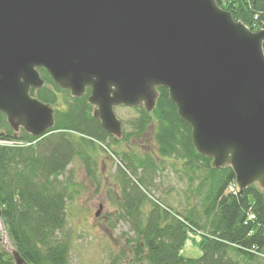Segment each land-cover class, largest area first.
I'll return each instance as SVG.
<instances>
[{"label":"water","instance_id":"obj_1","mask_svg":"<svg viewBox=\"0 0 264 264\" xmlns=\"http://www.w3.org/2000/svg\"><path fill=\"white\" fill-rule=\"evenodd\" d=\"M263 45L264 24L250 30L217 0H0V112L15 132L54 128L33 95L43 68L74 98L90 89L94 117L121 139L116 108L152 112L166 88L197 153L231 168L243 195L264 189Z\"/></svg>","mask_w":264,"mask_h":264},{"label":"trees","instance_id":"obj_2","mask_svg":"<svg viewBox=\"0 0 264 264\" xmlns=\"http://www.w3.org/2000/svg\"><path fill=\"white\" fill-rule=\"evenodd\" d=\"M217 1L252 31L264 24V0ZM39 71L46 86L33 95L55 108L54 128L40 138L23 129L16 133L0 112V139L23 144L0 145L2 225L13 248L29 264H70V235L65 231L75 184L70 165L76 158L82 160L88 178L96 180L98 148L118 157L116 172L125 212L121 218L134 233L131 248L138 264H264V190L253 185L243 195L227 192L235 181L234 172L214 169L211 158L197 153L191 127L179 118L168 89L159 88L152 112L133 109L137 117L129 122L131 131L124 129L123 138L117 139L94 117L88 102L90 89L85 96L74 98L45 69ZM154 125L157 152L153 156L116 151L122 143L143 138ZM157 159H172L170 165L175 169L180 164L184 168L180 171L188 176L189 190L197 182L192 189L201 197V214L183 215L150 200L148 189L160 170ZM140 169L144 171L141 179L137 178ZM249 213L255 219L248 220ZM195 235L200 237L202 257L186 259L181 252ZM0 264H14L1 241Z\"/></svg>","mask_w":264,"mask_h":264},{"label":"rangeland","instance_id":"obj_3","mask_svg":"<svg viewBox=\"0 0 264 264\" xmlns=\"http://www.w3.org/2000/svg\"><path fill=\"white\" fill-rule=\"evenodd\" d=\"M116 114L123 122L125 131H131L129 122L137 117L133 109L119 107L116 108ZM155 130L156 126H151L143 138L133 139L128 144L122 143L117 149L114 146L112 148L118 153L134 152L141 158L146 154L153 156L157 152ZM113 157L98 148L94 155L97 163L96 180L88 178L82 160L76 158L70 165L75 182L72 186L74 196L68 201L65 228L70 235V264H113L119 258L124 263L127 260L125 258L129 255L128 246L133 245L134 233L130 224L121 218L125 212L121 207L122 192L116 172L119 160L118 157ZM171 161L173 160H156L160 170L154 175L153 184L148 189L151 198L149 199L158 200L183 215L190 211L201 214V197H197L192 189L197 182L189 190L188 176L181 172L184 168L181 169L180 164L176 167L178 170L173 168ZM143 174V170H138L137 178L141 179ZM255 186L264 190L258 184ZM100 205H103V208L96 217ZM199 239L197 235L195 240L188 238L181 252L184 258L202 257ZM0 241L7 251L13 248L3 225L0 226Z\"/></svg>","mask_w":264,"mask_h":264},{"label":"built area","instance_id":"obj_4","mask_svg":"<svg viewBox=\"0 0 264 264\" xmlns=\"http://www.w3.org/2000/svg\"><path fill=\"white\" fill-rule=\"evenodd\" d=\"M234 0H222V3L223 4H227V3H230ZM235 1H242V0H235ZM0 144H4V145H9V146H15L17 145V143H14V142H11V141H3V140H0ZM228 193H231V194H234V195H237L238 194V187L237 185L234 183H232L229 187H228ZM252 219H255V215L254 213H249L248 215V220H252Z\"/></svg>","mask_w":264,"mask_h":264},{"label":"flooded vegetation","instance_id":"obj_5","mask_svg":"<svg viewBox=\"0 0 264 264\" xmlns=\"http://www.w3.org/2000/svg\"><path fill=\"white\" fill-rule=\"evenodd\" d=\"M100 207L103 208V205H100ZM128 252H129L128 253L129 254L128 256L127 255H123V256H127L125 258V260L127 259L125 263L123 261H120V258H119L113 264H126V263H128V264H138V262H137V259L138 258L134 255L135 254V251L133 250V248H131V246H128Z\"/></svg>","mask_w":264,"mask_h":264}]
</instances>
